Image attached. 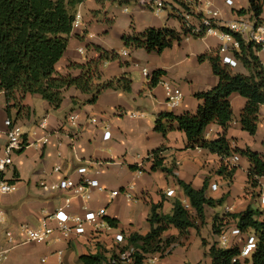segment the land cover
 Listing matches in <instances>:
<instances>
[{"label":"crops","instance_id":"1","mask_svg":"<svg viewBox=\"0 0 264 264\" xmlns=\"http://www.w3.org/2000/svg\"><path fill=\"white\" fill-rule=\"evenodd\" d=\"M210 3L219 13V24L231 23L249 17L238 16L237 11L248 10V0H203ZM167 3V2H166ZM152 7L136 0L129 5L120 0H86L76 8L81 16L78 29H73L68 46L62 58L55 65L61 76H78L74 65H81L88 58L96 57L88 45L99 46L106 51H115L118 56L126 51V56L103 63L101 66L104 81L126 77L132 82L131 93L107 90L94 105H81L85 98L79 91L70 88L58 110L36 95H26L20 101V110L10 109V117L20 127L27 146L13 158V165L4 173L5 181L16 185V191L0 195V248L7 247L5 231H12L16 241L22 240L21 227L34 228L59 208L69 215H80L83 207L93 211L105 208L107 218L116 222L110 230L104 228L97 235L87 232L82 236L63 240L55 234L48 242L16 245L0 260V264H83L81 257L97 256L95 264H108L118 247H125L131 234L146 235L150 226L147 221L151 204H161L159 214L170 215L173 202L184 196L176 179L190 184L195 190L208 181L206 194L217 200L223 197V204L216 208H205L203 220H194L195 228L189 229L182 238L185 246L174 249L161 258V264H210L206 256L209 244L216 241L212 232L213 218L223 217L224 207L232 208V213H240L247 207H258V196L245 194L248 162L240 158L237 163L225 162L238 167L229 186L221 180L216 171L220 158L205 151L186 149L182 132L172 131L165 136L154 131V122L159 114L173 113L180 116L194 114L200 102L194 98L197 93L210 90L217 84L208 60L199 61L201 56L217 54L220 42L216 37L189 38L160 55L147 53L144 49L128 51L122 41L123 35L140 34L148 29L169 28L180 31V24L172 15L169 5L159 13ZM260 19L264 22V0ZM264 64V53L259 54ZM143 69L148 76L144 77ZM164 74L155 87L149 86L154 71ZM233 72L246 74L239 63ZM163 83L177 87L183 97L177 108L166 103ZM76 99L73 105L71 100ZM230 105L233 118L229 124L227 138L231 147L250 150L264 155V109L260 108L258 129L255 136L241 130L238 123L245 99L232 95ZM4 95L0 92V157L6 143L4 122L8 118L5 111ZM134 114L135 117H132ZM75 117L74 123L70 117ZM44 121L45 127L40 124ZM110 137L103 140V134ZM220 129L216 124L207 126L203 137L214 140ZM47 139L44 143L43 139ZM164 147L161 156L163 167L171 171H150L151 151ZM129 166H136L130 171ZM58 172H54L55 168ZM87 168L86 177L95 179L105 191L87 189L90 198L72 197L65 207L66 193L46 191L43 185H53L65 178L78 182L81 176L77 169ZM140 171V174H139ZM217 185L212 191L210 186ZM130 189L132 199L127 201L124 191ZM120 190L121 195L110 198V192ZM174 190V196L166 192ZM185 200V199H184ZM109 225V224H108ZM116 234H123L124 241L119 246L114 242ZM177 231L169 229L163 238L177 236ZM176 249H179L178 253ZM60 253V254H59ZM185 257L189 259L186 261Z\"/></svg>","mask_w":264,"mask_h":264},{"label":"trees","instance_id":"2","mask_svg":"<svg viewBox=\"0 0 264 264\" xmlns=\"http://www.w3.org/2000/svg\"><path fill=\"white\" fill-rule=\"evenodd\" d=\"M86 0H0V92L3 93L8 119L10 109L20 110V101L26 95H36L47 102L53 110H58L64 99V93L70 88L79 91L85 98L81 105H94L99 96L113 90L131 93L132 82L126 77L104 81L101 66L105 62L120 59L115 51H106L99 46L88 45L96 57L88 58L84 64L74 65L78 76L59 75L55 65L62 58L68 46L69 36L73 31V21L76 8ZM100 1V0H97ZM136 0H120L121 4L129 5ZM166 5L177 22L180 31L174 29H148L143 33L123 35L122 41L128 51L144 49L147 53L160 55L180 43L191 31L184 27L181 18L177 16L179 9L185 5L179 0H165ZM248 10L237 11L238 16L249 14L256 24L264 23L261 19L262 0H248ZM187 10V9H185ZM197 16L196 18H199ZM239 42V49L233 54L246 74L233 72L232 69L220 63L219 57L201 56L199 61L208 60L217 84L210 90L197 93L194 98L200 104L194 114L174 115L167 112L159 114L154 122V131L166 135L168 132H182L186 140V149L202 150L220 158V166L216 171L221 180H232L238 167L225 162L232 156L245 159L249 167L246 172L245 194L253 197L259 195L258 181L264 177V155L250 150L248 147H231L227 138L229 124L233 113L230 97L238 95L245 99V105L240 112L238 123L241 130L249 136H255L258 129L260 108L264 106V70L259 60L260 47L252 42H244L238 35L232 34ZM164 71H154L149 80V86L155 87ZM73 105L76 99L71 100ZM216 124L220 132L214 140L208 141L203 137L207 126ZM164 147L151 151L146 160H150V171H171L163 167L161 156ZM136 166H129L130 171H136ZM184 199L190 206L185 210L182 201L173 202L170 215L158 213L161 204H151L148 223L149 232L142 236L131 234L127 245L120 252H129L130 258L121 260L115 255V260L108 264H142V260L155 253L171 251L175 241L184 238L189 229L195 228L194 220H203L205 208H216L223 204V197L214 200L206 194L208 181H204L199 190L190 184L176 179ZM256 192V193H255ZM109 226L115 227L116 222L107 218ZM236 225L243 234L253 232L256 236V249L252 253L251 264H264V211L247 207L240 213H230L223 217L213 218L212 232L218 236L229 226ZM175 229L177 236L163 238L169 229ZM123 235V234H122ZM124 237V236H123ZM239 247L221 249L213 242L206 254L210 264H243L242 260L233 261L238 256ZM83 264H95L97 256L81 257ZM247 261V258L244 259Z\"/></svg>","mask_w":264,"mask_h":264},{"label":"built area","instance_id":"3","mask_svg":"<svg viewBox=\"0 0 264 264\" xmlns=\"http://www.w3.org/2000/svg\"><path fill=\"white\" fill-rule=\"evenodd\" d=\"M141 3L152 7V11L156 14L165 9V0H139ZM185 5L184 9H179L177 16L181 18L184 27L191 31L185 39L189 38H204L207 36H213L220 42L217 56L220 63L226 65L230 69H235L239 62L234 56V52L239 49V42L232 34L238 35L244 42H252L254 45L259 46L260 50L258 54L264 53V23L256 24L255 19L249 17H242L241 19L225 24H219V13L217 10L212 9L210 3L203 0H179ZM187 9V10H185ZM200 16L199 18H196ZM81 22V16L75 15L72 27L78 29ZM127 52L122 51L119 56H126ZM262 69L264 70V64ZM142 74L144 77L148 76L146 69H143ZM163 87L166 94V103L170 108H177L182 102L181 91L170 83H163ZM264 109V106H262ZM135 117L134 114H131ZM74 123L75 117L69 118ZM5 126V138L6 143L2 150L0 157V195L9 194L16 191V185L10 184L5 181L4 173L8 167L13 165L14 156L25 149L27 146L26 141L23 139V134L19 126L13 123L12 120L6 119ZM41 128L45 127L44 121L40 124ZM110 137V132L103 134V140H107ZM44 143L47 139H43ZM239 161L238 156H232L230 163L234 164ZM59 168H55L54 172H58ZM77 174L81 176V179L76 182L72 178H65L53 185H43V189L46 191H60L66 193L68 197L65 199V207L72 197H83L85 200L90 198L87 193V189H97L99 192L105 191L104 188L98 183L97 180L86 177L87 168L81 167L77 169ZM140 174V171H139ZM212 191L217 189L216 184L210 186ZM258 209L264 211V177L258 181ZM121 195L120 190H113L110 192V198L114 199ZM124 196L127 201L132 199L131 190L124 191ZM167 197L174 196V190H168L166 192ZM185 210H190V206L186 200H181ZM224 214L232 213L231 207H224ZM107 211L105 208H100L96 211L83 207V213L80 215H69L64 208H59L52 215L44 218L37 227H21L20 233L22 235L21 241H16L12 231H5L4 237L7 242V247L0 248V260L3 258L10 249L16 245H23L27 243L42 244L48 242L55 234H58L63 240H67L71 237L82 236L87 232H92L97 235L102 229L106 228L110 230V226L105 221ZM1 222V221H0ZM1 236V235H0ZM217 246L221 249H229L234 246L239 247V254L233 261L242 260L250 257L256 249V236L253 232L243 234L236 225H229L225 227L221 233L216 236ZM124 241L122 234H116L114 236V242L120 246ZM115 251V255L121 260L126 261L130 258L129 252L121 253L120 249ZM60 254V253H59ZM169 254V250L164 253H155L146 256L142 260V264H161V258H164ZM115 255L109 259V263L115 260ZM190 264V263H189Z\"/></svg>","mask_w":264,"mask_h":264},{"label":"rangeland","instance_id":"4","mask_svg":"<svg viewBox=\"0 0 264 264\" xmlns=\"http://www.w3.org/2000/svg\"><path fill=\"white\" fill-rule=\"evenodd\" d=\"M256 193V192H255ZM194 221V219H192ZM214 239H217V237H214ZM214 241H212L211 243H208L207 240L203 239L202 240V246H206L207 244L211 245ZM185 246V243H184V240L180 239L178 241H175L174 242V249L175 248H179V247H184ZM179 249H176V252L175 253H178ZM186 261L189 259L188 257H185ZM243 261V264H251V257H248L247 258V261H244V259H242Z\"/></svg>","mask_w":264,"mask_h":264}]
</instances>
